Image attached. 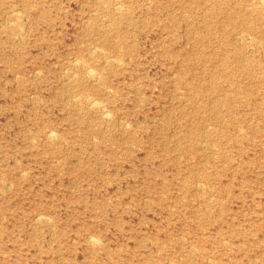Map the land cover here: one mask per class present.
I'll use <instances>...</instances> for the list:
<instances>
[{
    "label": "rangeland",
    "instance_id": "374dc122",
    "mask_svg": "<svg viewBox=\"0 0 264 264\" xmlns=\"http://www.w3.org/2000/svg\"><path fill=\"white\" fill-rule=\"evenodd\" d=\"M260 1L0 0V264H264Z\"/></svg>",
    "mask_w": 264,
    "mask_h": 264
},
{
    "label": "bare ground",
    "instance_id": "6f19581e",
    "mask_svg": "<svg viewBox=\"0 0 264 264\" xmlns=\"http://www.w3.org/2000/svg\"><path fill=\"white\" fill-rule=\"evenodd\" d=\"M116 2H117V1H116ZM250 2H251V1H250ZM254 3H255L256 6H261V1H260V0H255ZM119 4H120V2L118 3V5H119ZM122 4H123V3H122ZM122 4H121V5H122ZM113 6H114V5H113ZM117 7H118V6H117ZM120 7H121V6H120ZM120 7H119V9H120ZM251 7H252V6H251ZM121 8H123V7H121ZM119 9L117 8L118 11H121V9H120V10H119ZM20 11H21V10H20ZM17 12H18V11H16V13H17ZM18 13H19V12H18ZM17 17H18V16H17ZM10 24H11V23H10ZM13 25H14V24H13ZM20 33H21V32H20ZM241 33H242V32H241ZM239 35H240V34H239ZM248 35H249V34H248ZM243 37H244V36H243ZM244 38H245V37H244ZM251 38H252V36H251ZM242 39H243V38H242ZM246 40H249V39H246ZM252 40L255 41L254 38H253ZM252 40H250V41H252ZM259 41H260V40H259ZM261 42H262V41H261ZM261 42H260V44H261ZM255 43H257V42H255ZM258 43H259V42H258ZM249 45H250V44H249ZM251 47H252V46H251ZM98 48H99V47H98ZM98 48H96V49H98ZM100 48H101V47H100ZM100 48H99V49H100ZM121 48H122V47H121ZM252 48H253V47H252ZM92 50H93V49H92ZM94 51H96V50H94ZM92 53H94V52L92 51ZM92 56H93V55H92ZM105 58H106V59H105L106 65H108V64L111 62V60H110L109 58H107L106 56H105ZM116 58H117V57H116ZM111 59H113V58H111ZM118 59H119V58H118ZM80 60H81V59H80ZM113 61H114V60H113ZM120 62H121V61H120ZM78 63H79V62H78ZM119 64H120V63H119ZM87 67H88V66H87ZM90 67H91V66H90ZM90 67H89V68H90ZM95 70H96V69H95ZM95 70H92V69H86L85 71L87 72L86 74H87L88 76L93 77V76H95V72H94ZM97 73H98V72H97ZM97 73H96V76H97ZM77 74H78V73H77ZM99 75H100V74H99ZM74 76H76V75H74ZM73 78H74V77H73ZM101 78H102V77H101ZM101 78H100V79H101ZM68 80H69V79H68ZM98 81H99V80H98ZM95 82H96V81H95ZM112 93H113V92H112ZM90 97H91V95H90ZM86 98H87V97H86ZM86 98H85V99H86ZM88 98H89V97H88ZM77 99H78V98H77ZM74 100H75V99H74ZM90 100H91V99H90ZM97 100H98V99H97ZM97 100L95 101V100L92 99V101H91L90 103H91L93 106H96V105L99 106L98 104H99L100 102L97 103ZM86 101H87V100H86ZM99 101H100V100H99ZM79 102H80V101H79ZM101 103H103V102H101ZM200 103H201V102H200ZM79 104H80V103H79ZM103 104H104V103H103ZM103 104H101V105H103ZM99 108H100V106H99ZM101 111H102L103 115L106 117L107 113L105 112V110L101 108ZM109 112H110V111H109ZM109 112H108V113H109ZM103 115H102V116H103ZM104 116H103V118H104ZM112 116H113V115H112ZM112 119H113V118H112ZM110 121H111V120H110ZM57 133H58V132L55 133L53 130L50 129V130H48V131L46 132V136H47L49 139H57V138H58ZM40 216H41V215H40ZM43 217H44V216H43ZM43 217H42V218H43ZM42 218H41V219H42ZM39 219H40V218H39ZM92 235H94V234H92ZM92 235H91V236H92ZM94 238H95V237H94ZM94 238H92L91 240H93ZM91 240H90V241H91ZM97 240H98V237H97ZM95 241H96V239H95ZM95 241H94V242H95ZM98 241H100V240H98ZM98 243H99V242H98Z\"/></svg>",
    "mask_w": 264,
    "mask_h": 264
}]
</instances>
